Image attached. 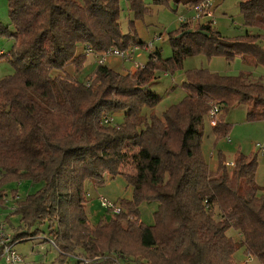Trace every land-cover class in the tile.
I'll return each mask as SVG.
<instances>
[{
	"label": "trees",
	"instance_id": "obj_1",
	"mask_svg": "<svg viewBox=\"0 0 264 264\" xmlns=\"http://www.w3.org/2000/svg\"><path fill=\"white\" fill-rule=\"evenodd\" d=\"M123 1L8 0L14 31L0 22V36L13 38L14 44L0 57L7 58L14 74L0 81V205L11 195L12 213L27 231L47 224L59 264L69 258L86 264L80 258L115 253L118 261L129 256L132 264H238L240 249L264 264L258 156L239 153L228 168L220 151L213 171L203 153L205 119L213 105L221 109L213 129L217 140L230 135L225 115L239 105L247 106L250 120H264V83L246 71L223 75L194 68L185 72V97L161 115L154 109L162 96L151 90L159 73L173 75L198 55L228 61L241 56L248 65L264 66V33L247 30L229 38L210 26L180 22L168 33L170 57L155 50L144 67L125 73L97 62L93 74L81 80L88 46L103 53L145 45L134 23L152 13V4L125 0L134 15L125 32ZM171 1L192 11L202 0ZM240 11L246 27L264 30V0H241ZM68 66L75 74L66 71ZM56 70L61 73L54 75ZM118 112L122 122L104 123L106 114ZM122 166L132 168L124 173L132 198L116 202L121 213L105 210L92 223L87 182L100 186ZM24 181L42 185L23 198L18 189L9 190ZM154 202V222L147 224L141 205Z\"/></svg>",
	"mask_w": 264,
	"mask_h": 264
},
{
	"label": "rangeland",
	"instance_id": "obj_2",
	"mask_svg": "<svg viewBox=\"0 0 264 264\" xmlns=\"http://www.w3.org/2000/svg\"><path fill=\"white\" fill-rule=\"evenodd\" d=\"M155 0H145V2L151 5L152 13L146 15L144 18L135 20L134 29L138 35L139 41L144 44L153 43V51L159 50L164 59L172 55V48L169 41L168 33L177 29L180 26V16L191 15L192 11H188L183 6H178L169 0L170 5H156ZM241 0H214L215 4V16L216 24L214 28L220 31L224 36L234 38L243 36L247 30L253 33L264 30L252 27L248 28L244 25V18L240 11ZM122 28L125 32L131 30V21L134 20V15L129 12L126 1L122 3ZM0 22L6 26H9L10 31H14L9 17V2L8 0H0ZM159 34L163 35V38H158ZM160 36V35H159ZM14 44L13 38L8 36H0V55L11 51ZM150 51H146L144 48L137 49L133 56L134 62L124 61V59L110 55L106 58L105 64L119 72L127 71L130 67L135 65V62L146 64L149 60ZM96 60V56H88L84 69L78 77L85 81L93 74L94 70L98 66L93 61ZM208 68L213 72H219L223 75H238L244 71L251 74L250 77L253 80L264 83V66H253L246 64L241 56H237L233 61H228L224 57L207 58L205 55H198L189 57L184 61L183 69L176 71L173 75L166 73H159L158 79L151 85V90L162 96V102L154 109L155 113L162 114L170 105L181 101L185 97V90L182 85L186 80L185 72L194 68ZM66 71L70 74H75L73 66H68ZM131 71V70H128ZM61 73L56 70L54 75ZM14 74V68L11 63L4 56L0 57V81L8 76ZM224 115V113L222 112ZM113 122L120 123L123 121V112L114 113L111 115ZM226 117V122L230 126V135L227 138L217 140L214 133V127L211 126L210 120L205 119V132L203 142L208 144V152H215V161H219V152L221 151L225 155L226 162L235 160V157L239 153L247 155L258 156V171L257 182L264 186V154L258 152L257 143L264 142V120L252 121L248 118L247 106L239 105L232 109ZM134 167V164H133ZM131 166H122L119 172L114 177L107 174V180L100 186H94L91 182H87V210L88 216L92 223H97L101 219V216L105 214V209L100 204V197L105 196L115 202H121L124 199H131L133 193V186L128 183V180L124 173H131ZM42 184H34L24 181L21 183H12L8 186L9 190L18 189L20 198L26 197L28 194L35 192ZM242 192L246 189L244 183L241 184ZM8 201L3 205H0V215H4L7 211L6 206H10L12 197L7 198ZM158 206V203H144L141 205V219L147 224L154 222V212ZM10 212V211H9ZM16 218L14 222H19ZM47 229V227L45 228ZM230 235L236 240L241 238L239 232L234 230L230 231ZM35 244L32 242L22 243V245H16V248L23 255L28 256L27 260L32 261V250ZM48 255V259L44 257V264H59L52 262V259L56 256V248L53 243L46 241V250L43 252ZM115 255L120 256L119 253ZM105 256V255H104ZM111 256V255H106ZM97 256L95 258H101ZM126 261H131L129 256L126 257ZM30 259V260H29ZM90 259V258H89ZM112 259V258H108ZM129 259V260H128ZM238 264H260L256 258L252 255H248L243 249H240L236 255ZM142 261V260H140ZM139 261V262H140ZM104 261L98 262L103 264ZM36 264V263H33ZM40 264V263H38ZM65 264H76L73 259H68ZM90 264V263H89Z\"/></svg>",
	"mask_w": 264,
	"mask_h": 264
},
{
	"label": "built area",
	"instance_id": "obj_3",
	"mask_svg": "<svg viewBox=\"0 0 264 264\" xmlns=\"http://www.w3.org/2000/svg\"><path fill=\"white\" fill-rule=\"evenodd\" d=\"M215 4L214 0H202L198 4H196L193 9L191 15L180 16L179 21L181 23H199L206 26H210L214 28L216 24V16H215ZM141 47L136 46L130 50H120L118 48H111L103 53L95 52L90 46L86 48V53L88 56L94 55L96 56V60L98 64H105L106 58L110 55L118 56L124 61H131L134 62L133 56L137 49ZM142 48L146 51L154 52L153 51V43L145 44ZM155 60V59H154ZM145 64L135 62V68L144 67ZM221 115L220 107L215 104L211 107L207 114V118L210 120V124L212 127H216L219 123ZM113 120L110 114H106L104 116V123H110ZM258 152L264 154V142L257 143ZM226 166L228 168H233L235 166V162H226ZM8 199L5 200L7 202ZM100 204L105 209L110 211L113 214H119L122 212V207L116 203L115 201L105 197H100ZM16 240L14 237L7 231L5 224H0V260L3 261V264H26V259L21 254L18 249L16 248ZM115 260V264H132L129 261H118L115 255L111 256H102L101 258H80L86 264L91 263H98L100 261H108L112 259Z\"/></svg>",
	"mask_w": 264,
	"mask_h": 264
},
{
	"label": "crops",
	"instance_id": "obj_4",
	"mask_svg": "<svg viewBox=\"0 0 264 264\" xmlns=\"http://www.w3.org/2000/svg\"><path fill=\"white\" fill-rule=\"evenodd\" d=\"M159 35L157 36V39L158 38H163L162 34H159ZM93 62L97 63L96 60H94ZM135 69H136L135 66H132L128 70L135 71ZM125 72L126 71H123V73H125ZM248 72H250V71H248ZM167 75H169V74H167ZM203 153L205 155V158H206L207 163L209 164L211 170L216 171L218 169V167H219V161L218 160L217 161L214 160V157H215L214 156L215 155L214 151H211L210 153L208 152V144L206 142H203ZM263 188H264V186H263ZM15 208H16V202H15L14 199H12L10 206H6V209H7L6 211L7 212L4 215H0V224H5L6 225L7 231L16 240V242H17L16 245H22V243H26V242H32V243L35 244L33 246V250H32V256H33L32 257V261H28L27 260L28 256L23 255L25 257V259H26V264H33V263L44 264V262H43L44 257H46V259H48L47 257L49 255V254L45 255V253H43L46 250V241H48L50 243L52 242L53 245L56 248L57 254L52 259V262L56 263L57 260H58L57 258H58V255H59V250H58L56 244L53 242L52 236L49 234L48 228L45 229L47 227V224L37 225L33 230L27 231L26 229L23 228L22 223L20 222V216L13 215L12 212L15 210ZM16 218L19 219L18 220L19 222H14V220ZM35 230H37V231L35 232ZM0 264H3L2 260H0ZM96 264H99V263H96ZM103 264H104V262H103Z\"/></svg>",
	"mask_w": 264,
	"mask_h": 264
},
{
	"label": "water",
	"instance_id": "obj_5",
	"mask_svg": "<svg viewBox=\"0 0 264 264\" xmlns=\"http://www.w3.org/2000/svg\"><path fill=\"white\" fill-rule=\"evenodd\" d=\"M193 30L192 29H190L188 32L189 33H191ZM202 33H203V31H202ZM183 35V34H182ZM207 35H209V33H207Z\"/></svg>",
	"mask_w": 264,
	"mask_h": 264
}]
</instances>
